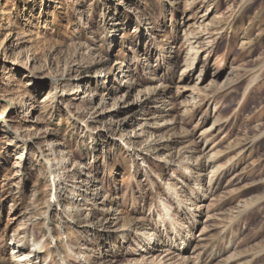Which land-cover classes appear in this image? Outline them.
<instances>
[{"label":"rangeland","instance_id":"374dc122","mask_svg":"<svg viewBox=\"0 0 264 264\" xmlns=\"http://www.w3.org/2000/svg\"><path fill=\"white\" fill-rule=\"evenodd\" d=\"M202 227L186 260L264 264V0H0V264L21 232L147 264Z\"/></svg>","mask_w":264,"mask_h":264},{"label":"bare ground","instance_id":"6f19581e","mask_svg":"<svg viewBox=\"0 0 264 264\" xmlns=\"http://www.w3.org/2000/svg\"><path fill=\"white\" fill-rule=\"evenodd\" d=\"M100 77V75H98ZM127 77V74H124L123 75V78H126ZM107 79V77H105V80ZM55 83V88L57 86L58 81L56 79H52ZM88 86V85H87ZM115 91V89H113ZM54 91V90H53ZM55 92V91H54ZM70 96H73V92H65L63 94H60V93H56V100L60 99V97H70ZM76 98V97H75ZM44 100V99H43ZM71 112V111H70ZM85 123V122H84ZM86 130L90 131L91 128L86 125ZM84 127V128H85ZM210 160L208 159V162ZM213 161V160H212ZM207 165V164H206ZM215 172V171H214ZM87 173V172H86ZM212 173V172H211ZM50 176H51V188H52V191H53V197H52V203L50 205V208H49V211L52 212L54 210L56 211H59L62 212L63 210V206L62 204L60 203L62 197L66 196L69 191L71 190V188L73 187V185H66L64 184L68 177H70V171L69 170H66L64 168H62L61 172H57L56 173V166H54L53 164H51L50 166ZM214 179V178H213ZM69 180V179H68ZM74 181V180H73ZM212 181V180H211ZM210 181V182H211ZM50 183V182H49ZM67 183V182H66ZM64 184L66 185L65 187H63L64 189V194L62 196V193L61 194H58V189L60 188V186ZM78 184V183H77ZM212 184V183H211ZM221 183L220 182H215V189H218L220 187ZM50 186V185H49ZM73 189V188H72ZM52 196V195H51ZM212 197V196H211ZM207 198V197H206ZM64 199V198H63ZM79 200V199H78ZM49 202V201H48ZM102 203V201L100 202ZM104 205V204H103ZM203 206V205H202ZM103 208V207H102ZM49 212V213H50ZM55 212V211H54ZM57 213V212H56ZM60 216V215H59ZM202 216V215H201ZM166 217V216H165ZM208 219V218H207ZM200 222V221H199ZM66 223V222H65ZM197 223V222H196ZM203 223V222H202ZM205 223V222H204ZM49 225V224H48ZM83 227H85L84 225H82ZM49 229V228H48ZM204 229L205 227H202V229L198 232V234L194 235V236H189L190 240L187 241L189 242L188 245L185 246V250L182 251L180 249V246L182 244H185V242H183L181 236H179V242H177V244H175V249L173 251H170V249L167 247V244H166V241L167 238L164 240V238L167 236V235H164L163 233L162 234H159L158 238H157V243L154 245V246H150L149 244H152V241L148 244L149 246V251L145 250L148 254H147V258H148V262L147 264H198L196 262L192 263L186 259H188L190 256L187 255V256H184V254L186 253H192L194 252V249L191 248V244L193 242H203L205 241L206 237H205V233H204ZM169 230V229H168ZM51 231V229H50ZM25 232V231H23ZM22 233V232H21ZM20 234L18 235H15V237L11 238V241L9 242V245H11V250H10V264H39L38 263V257L37 254L38 253H41V252H45V250L43 248H45V246H40L38 243H35L33 244V246H31L32 248L30 249H26L21 237H20ZM51 233V232H50ZM188 235V234H187ZM53 238V237H52ZM153 240V239H152ZM174 240V239H173ZM170 241V240H168ZM167 241V242H168ZM40 242V241H39ZM58 242L59 240L58 239H53V246L57 249L58 248ZM179 244V245H178ZM181 244V245H180ZM43 245V244H42ZM174 245V244H173ZM191 245V246H190ZM70 246V245H69ZM170 246V245H169ZM43 249V250H42ZM59 249V248H58ZM57 249V250H58ZM76 250V249H75ZM59 252V251H58ZM77 253V251H76ZM209 253V252H208ZM61 255V253H58ZM141 254V253H140ZM138 254V255H140ZM194 254V253H193ZM59 255V256H60ZM78 256V254H76ZM215 255V254H214ZM196 256V254H195ZM77 258V257H76ZM84 258V257H83ZM86 259V258H85ZM144 259V258H143ZM140 260H142V257L141 259H139L138 261H132L131 263L129 262L128 264H140ZM157 260H159L158 262H156ZM145 261V260H143ZM199 262V261H198ZM91 263V262H90ZM89 263V259L86 260L85 262H80V261H76V264H90Z\"/></svg>","mask_w":264,"mask_h":264}]
</instances>
